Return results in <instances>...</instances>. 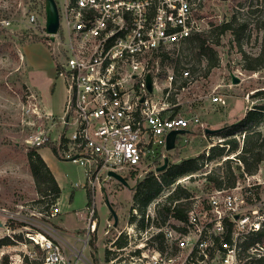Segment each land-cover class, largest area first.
<instances>
[{
	"label": "built area",
	"instance_id": "built-area-1",
	"mask_svg": "<svg viewBox=\"0 0 264 264\" xmlns=\"http://www.w3.org/2000/svg\"><path fill=\"white\" fill-rule=\"evenodd\" d=\"M53 1L58 28L50 40L43 26V40L54 61L55 77L65 87L66 101L59 123L70 130L69 136L62 133L58 146L65 159L83 167L88 182L95 185L101 172L107 180L108 171L120 175L126 171L127 176L140 178L155 172L167 153L175 149L179 135L189 129L206 135L207 127L197 115L176 114L169 106L168 93L164 94L165 88L188 89L194 82L190 68H180L177 76L173 66L163 75L158 70L160 61L173 62L179 47L205 33L203 18L195 15V0ZM36 22L37 17L30 14L28 23ZM147 76L151 92L147 90ZM162 80L164 89L160 87ZM217 87L209 100L224 105L225 100L214 93ZM158 93L162 94L159 98ZM171 131L183 133L176 135L174 148L167 151L166 139ZM49 137L45 131L38 132L27 143L39 147L50 141ZM238 163L242 177L234 186L211 190L203 198L191 197L184 220L171 217L164 225L145 230L137 229L134 223L117 232L110 244L122 233V264L264 261V180L258 173L245 174ZM7 213L0 214V239L21 234L40 252V264H93L82 254L97 233L93 205L85 217L80 250L75 246L69 250L57 231H47L27 220L18 219V224ZM58 213L55 202L39 216L50 219ZM11 220H15L16 229L9 226V222L14 223ZM114 229L107 222L103 233L107 236ZM134 239L137 242L133 243ZM24 257L31 254H23L21 260ZM114 261L109 259L105 264ZM7 264H13L10 258Z\"/></svg>",
	"mask_w": 264,
	"mask_h": 264
},
{
	"label": "rangeland",
	"instance_id": "rangeland-1",
	"mask_svg": "<svg viewBox=\"0 0 264 264\" xmlns=\"http://www.w3.org/2000/svg\"><path fill=\"white\" fill-rule=\"evenodd\" d=\"M195 1V15L203 18L204 32L208 35L203 48L209 49L210 52L205 49L201 51L194 43H186L179 47L174 52L173 62L160 61L158 70L163 75L173 66L174 74L177 76L176 71L187 66L193 74L194 82L186 90H177V87L165 88L163 80L160 81V87L165 88L164 94L168 93L167 98L172 111L186 116L197 115L200 123L216 130L236 123L243 117L245 111L264 105V63L262 68L248 71L244 69L243 57L244 54L258 56L260 53L263 33L259 27L264 20V0ZM30 14L37 17L36 24L28 23ZM227 23L230 24V30L220 35L218 28ZM43 26V0H0V214L1 211H6L7 216L16 218L18 224L20 223L18 219L27 220L47 231H57L69 250L73 246L80 250L81 240L85 238V217L93 205L97 233L89 239L82 254L93 264H105L109 259H115L112 264H122V248L114 247L110 242L117 232H122L123 227H130L131 214L136 220L139 218V210H132V198L137 182L143 180L148 173L136 178L134 175L127 176L126 171L121 172L130 186L126 188L112 178L105 180V172H101L98 181L93 185L85 177L83 167L65 159L60 149L56 156L50 147H42L41 155L53 161V168L60 177L61 199L56 201L59 213L54 218L46 219L39 216L45 204L38 203L41 202L42 196L36 191L30 172L28 154L33 147L29 146L27 141L38 132L45 131L50 136L51 144L58 146L62 133L66 136L70 134V130L63 128L59 123L66 93L62 81L57 79L54 73V76L52 75L53 59L52 63L50 61L47 67L42 68L44 74L32 75L45 98L47 107L52 111L51 117L46 116L44 104L30 91L27 69L20 61L19 53L24 54L22 49L24 46H33L37 56L39 55L37 45L42 46L40 49L42 52L43 48H48L43 40L45 38ZM39 37L44 38L36 41L35 38ZM210 62L215 65L206 72ZM49 75L53 78L51 79ZM232 76L238 79L236 83L232 84ZM215 86L218 87L214 93L225 100L224 105L208 102ZM257 92L261 93L254 95ZM161 95L156 94L158 98ZM202 96H207L208 99H200ZM257 130L264 134V121L257 126ZM242 138L243 136L237 137L239 141ZM184 139H187V143H184ZM221 141L220 136L202 137L199 130L189 129L184 135L178 136L175 149L167 153V167L185 158L198 157L202 154L207 156L209 148L220 145ZM234 156L233 153L205 162L203 173L193 175L191 180L188 177L180 178L176 183L187 188L193 196L203 198L210 190L206 188L207 182L201 176L209 172L215 176L224 175L227 169L224 164L226 159H232L229 163L230 170L238 174L236 166H239V163L234 161L236 160ZM164 171L158 172L155 169L151 174L156 180H160ZM257 171L258 178L264 180V160L259 164ZM87 191L91 195L89 205ZM170 191L168 188L163 189L147 206L144 215L147 227L155 228L161 225L162 214H158L157 211L163 206ZM106 200L118 218L117 225L114 226L116 229L111 230L107 236L103 231L107 222L113 226V219ZM8 224L16 229L15 222ZM81 226H84V229H78ZM63 227L69 229L67 233L71 234L72 238H69ZM18 235L21 240L13 237L12 245L0 248L1 262L4 256H7V260L10 258L13 264L40 262V252L21 234H15ZM92 240L94 247L91 245ZM117 240L124 242L122 233ZM133 241L137 242L135 239ZM106 250L110 251L105 257ZM27 253L31 254V257H24L21 260L23 254Z\"/></svg>",
	"mask_w": 264,
	"mask_h": 264
},
{
	"label": "trees",
	"instance_id": "trees-1",
	"mask_svg": "<svg viewBox=\"0 0 264 264\" xmlns=\"http://www.w3.org/2000/svg\"><path fill=\"white\" fill-rule=\"evenodd\" d=\"M259 29H261L263 33L259 55H243L245 60L244 69L248 71H256L263 67L264 20L260 24ZM228 30H230V24H223L220 28H218V33L222 35ZM207 36L208 35L205 33L199 34L192 37L188 43L197 44L201 51L205 49L210 52L209 49L203 48ZM43 38L44 37H39L35 38V40L38 41ZM45 39L46 38H44V40ZM214 65V63L210 62L207 65L206 72H209ZM260 93L261 92H257L254 95H259ZM262 121H264V105L256 106L253 109L247 110L245 111L243 117L236 123L229 124L213 134L220 136L222 141L220 142V145L210 147L207 156L202 154L198 157L185 158L175 164H169L161 175L160 180H156L153 174L149 173L143 180L137 182L132 198V210L138 209L140 214L137 220L136 217L131 214L129 224L131 225L135 223L137 229L145 230L148 226V224L145 223L144 218L145 210L147 206L159 195L160 191L166 188L171 189V191L165 199L161 209L157 211L158 214H162L161 225H164L171 217L176 220H184L185 212L190 206V198L193 197V195L187 188L176 182L180 178L184 177H188L191 180L193 175L203 173L202 169L205 166V162H211L234 153V157L236 159L234 161L242 164L245 174L253 175L257 173L259 164L264 160V134L257 130V126ZM238 136H243L241 141L237 139ZM47 146L50 147L54 155H58L60 146L52 145L50 141L45 142L39 147H33L28 154L29 168L34 180V185L36 191L42 196L40 200L41 202L38 203H44L45 210H47L51 204H54L59 199L61 192L49 168L37 152L38 149ZM224 161V164L227 166L224 175L215 176L209 172L201 176L206 180V188H209L210 191L214 189L231 188L234 186L237 179L242 177L239 166H236V169L239 171L238 174H235L232 170H230L229 163H231L232 159H226ZM87 199V205H89L91 203V195L88 191ZM159 236L160 235L157 236V239H159ZM13 237L21 240L19 235H14ZM13 243L14 238L0 239V248L12 245ZM91 245L94 247L93 240ZM112 245L117 248H122V246L125 245V242L122 240H116ZM106 252L107 254H105V257L109 254V250H106ZM7 261V256H4L2 264H7ZM33 264H40V262H34ZM258 264H264V261H260Z\"/></svg>",
	"mask_w": 264,
	"mask_h": 264
},
{
	"label": "crops",
	"instance_id": "crops-1",
	"mask_svg": "<svg viewBox=\"0 0 264 264\" xmlns=\"http://www.w3.org/2000/svg\"><path fill=\"white\" fill-rule=\"evenodd\" d=\"M39 48V55H36V49L33 46H24L22 47L24 54L20 55V61L21 63L26 67L27 69V73H28V87L30 89V91L33 92V94H35L38 98L39 101L44 104V111L45 113H52V111L47 107V103L45 101V98L43 97L42 93L39 91L36 83L34 82V80L32 79V75H37V74H44V71L42 68L47 67V65L50 63H52V56L50 54V51L45 48H43V52L40 50L42 49L41 45H37ZM48 50V51H47ZM53 71H54V66H53ZM52 71V75L53 73L55 74V72ZM52 75H49V77L52 79ZM54 76V75H53ZM208 102H210V100H208ZM212 103V102H211ZM245 113V112H244ZM244 114H242L243 116ZM207 126V125H206ZM208 128V127H207ZM41 149H38V154L41 156V158L44 160L45 164L47 165V167L49 168L51 174L53 175L55 181L57 182L59 188L61 187L60 184V177L56 174L55 169L53 168V161L51 159H45L41 153H40ZM83 173H84V169H83ZM61 191V189H60ZM61 194V192H60ZM59 199H61V197H59ZM67 233V231L69 232V229L66 227H63ZM78 229H84V226L79 227ZM67 235H69V238L71 237V234L67 233Z\"/></svg>",
	"mask_w": 264,
	"mask_h": 264
},
{
	"label": "water",
	"instance_id": "water-1",
	"mask_svg": "<svg viewBox=\"0 0 264 264\" xmlns=\"http://www.w3.org/2000/svg\"><path fill=\"white\" fill-rule=\"evenodd\" d=\"M43 4H44V32L47 35H49L50 40H53V35L56 33L57 28H58L57 8H56L55 2L53 0H43ZM231 79H232V84L236 83L238 80L234 76H232ZM146 82H147V90H148V92H151L152 86H151V81H150L149 76H147ZM217 131H219V129L212 130L209 128H205L204 133L206 135H213ZM182 133H183L182 131H171L167 135V139H166V150L167 151L172 150L174 148V141H175L176 135L182 134ZM167 162H168V158H164L163 164L161 166H159L158 168H156V171H158V172L164 171L167 167ZM107 177L116 180L117 182H119L120 184L125 186L126 188L130 187L128 182L126 181V179L123 176H121L120 174H117L113 171H108ZM106 203H107L109 210L111 212V215H112L113 226H116L117 221H118L117 215H116L115 211L111 208V206L109 205L107 200H106Z\"/></svg>",
	"mask_w": 264,
	"mask_h": 264
}]
</instances>
